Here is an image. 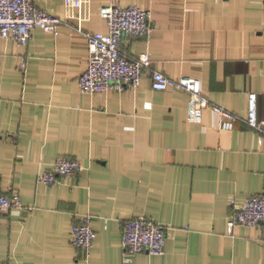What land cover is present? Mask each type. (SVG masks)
Instances as JSON below:
<instances>
[{
    "label": "crops",
    "instance_id": "crops-1",
    "mask_svg": "<svg viewBox=\"0 0 264 264\" xmlns=\"http://www.w3.org/2000/svg\"><path fill=\"white\" fill-rule=\"evenodd\" d=\"M35 3L67 23L27 45L0 38V192L23 204L1 220L0 264H264V225L228 231L232 201L264 193V134L246 121L249 93L264 120V0H91L82 22L65 0ZM109 4L153 11L151 36L120 45L130 58L149 52L151 67L137 89L84 94L83 32H108ZM154 71L199 79L242 119L225 129L208 108L191 120L189 94L154 90ZM58 157L81 171L39 183ZM86 214L97 233L88 258L71 244ZM139 216L167 229L165 253L125 262L123 225Z\"/></svg>",
    "mask_w": 264,
    "mask_h": 264
},
{
    "label": "built area",
    "instance_id": "built-area-1",
    "mask_svg": "<svg viewBox=\"0 0 264 264\" xmlns=\"http://www.w3.org/2000/svg\"><path fill=\"white\" fill-rule=\"evenodd\" d=\"M91 0H65L67 18H77L80 22L89 19ZM101 17L108 26L107 33L83 32L88 40V68L79 78V88L84 94L105 93L110 90L124 91L137 89L147 69L151 67V54L144 52L130 58L121 51V42L125 39L149 38L154 31L153 11L138 5L120 6L109 4L102 7ZM67 23L35 3V0H0V38L12 40L19 45H27L36 29L47 33L59 34L60 27ZM152 87L156 91L170 88L185 91L190 96L189 115L193 121H199L205 109H211L222 119V127L233 129L242 119L227 107L215 104L206 97L201 81L195 77L171 78L160 71L152 73ZM248 125L264 134V120H260L257 111V94L249 93ZM82 169L79 160L58 157L53 166L41 172L39 183L54 185L63 178L77 175ZM233 211L229 215L228 231L232 233L238 225L256 227L264 225V193L249 197L243 203L232 201ZM12 208H23L18 195L9 196L0 192V223L3 216ZM94 217L84 215L71 230V244L77 253L90 257L97 233L94 229ZM167 229L154 220L139 216L125 221L122 233V248L125 262L138 254L161 256L165 253Z\"/></svg>",
    "mask_w": 264,
    "mask_h": 264
}]
</instances>
